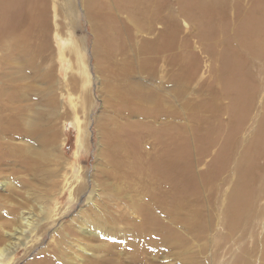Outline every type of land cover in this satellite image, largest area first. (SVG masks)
<instances>
[{
	"label": "bare ground",
	"instance_id": "bare-ground-1",
	"mask_svg": "<svg viewBox=\"0 0 264 264\" xmlns=\"http://www.w3.org/2000/svg\"><path fill=\"white\" fill-rule=\"evenodd\" d=\"M114 1L120 7V11L125 12L126 4L133 0ZM212 1L215 0H179L183 9L187 5H202V13L198 15H208L205 13L206 11H214L219 6L226 16L225 19L230 12L236 17L233 30L227 22L222 24L223 35L228 33H232V35L222 38L223 45L226 44L224 48L222 46L224 49L223 65L218 72V78H215L221 80L220 91L215 96L212 94V99L205 98L207 93L205 91H208L209 97L212 89L206 86L205 81L200 78L199 60L196 57L198 54L191 56L190 62L185 68L187 69L185 79L174 78L171 85L172 93L166 94L167 96L163 93L165 97L161 94L162 97L159 100L155 97L156 92V94L147 97L146 94L142 95L139 90L134 92V88L130 92L120 85L117 89H112L110 93L116 102L120 101L122 104L128 100L133 102L147 98L145 100L163 110L162 117L164 119L169 118L172 122L165 121L164 127L162 126L163 130L154 129L150 123L145 127V124L140 121L130 123L128 120L129 123L127 121L125 124H119L114 119L115 117L113 119H109L111 118L109 117L98 125L104 144L100 161H104L103 165L106 169L111 168L112 170L111 173L106 174L107 177L128 182L138 178L136 179L138 183L132 181L128 184L126 182L130 188L134 187L133 190L138 195L128 197L129 195L125 194L123 190L109 187L108 183L97 184L104 192L113 188L116 194L122 196V198L114 200L120 203H114L116 214L112 209H108L106 204L100 201L96 203L95 192L90 193L86 203L92 206L90 211L87 210L90 213L80 212L77 219L70 220L73 227L77 225L76 228L65 226L60 229L59 240L56 247L51 250L53 254L44 255L42 259H39L40 264H72L64 244L72 251L81 254L75 253L74 255L73 259L77 264H156L159 262L156 261L158 257L162 258L165 264H173L175 261L183 260L181 255H186L185 262L188 260V264H195L198 254L192 250L193 244L199 250L200 255H207L202 264H221L220 260L229 253L233 258L228 264H264V0H233V4L229 2L230 0H217V2L208 3ZM57 2H53V5L58 6ZM74 4L77 7L79 5V13L87 14L93 25H96L101 19V23H98L96 29L101 34H97L98 39L104 42L106 40L105 24L102 17L96 16L95 11L104 9L106 6L98 0H80L78 5L76 1ZM45 8V0H0V98L13 105L10 106L7 103L4 108L6 112L11 113L10 116L7 114V116H0V122L2 125L4 124V127L1 125L0 129V135H3V138H0V166L12 162L13 164L18 163L24 168L25 174L30 176V180H26L21 186L30 189L28 192L32 193H28V196H31V199L38 204L39 209L43 212L47 207V202H45L46 182L43 178L47 174L44 164L47 163L48 158L50 160L47 151L34 158L18 144L8 147L10 143L5 142V138L29 139L35 135L42 138L41 136L50 126L49 121L55 120L47 119V114H44L38 115L44 121L34 122L35 118L30 121L26 116L31 106L26 107L27 104L26 106L18 104L31 98L30 90L35 91V85L46 84L48 86L55 81L53 74L41 67V61H45L44 45L41 43L47 28ZM54 15L56 14L54 13ZM187 16L186 18L189 19L190 15ZM171 17L173 18V16ZM165 22L168 23L167 26L160 36L157 34L153 44H148L147 41L144 42L145 44H138L139 52L144 53L149 48L150 53H147L155 55L164 48L166 51L168 48L171 50L173 37L171 25L174 22L172 23L171 19H166ZM170 23L172 24L170 25ZM135 27L139 31L143 29L137 24ZM145 31L151 33L152 30ZM175 32L178 31L175 30ZM203 40L207 41L205 47L208 46L209 41H212L210 39ZM35 41L39 42V45L33 44ZM65 43L67 47L68 40L64 41ZM157 46L160 49H157ZM116 49L115 53L121 52L117 46ZM162 52L164 53L165 50ZM107 54L106 58L110 59L115 55ZM77 59H79L78 71L84 76L81 83L87 87L90 77L83 62V56L77 53ZM252 66L255 72H251ZM179 75L181 77L182 74ZM116 76L129 78V75L127 76V73L122 69L114 78ZM118 77L117 79H120ZM83 86H81L82 89ZM132 86L129 85V88ZM45 91H49L48 88ZM37 96H42V99L46 98L45 104L48 110L53 112V117L56 119L60 117L57 112V100L51 95V91L45 94L40 90ZM106 100L108 99L106 98ZM177 101H182L180 104L185 102L184 107L181 105L180 111L175 107V104H179ZM166 106H174V111L167 112ZM125 108L122 105L121 111L116 113L115 110L114 113L120 115L127 112L123 115L125 118L134 115L155 119L154 115L150 114V109ZM184 109L186 114L190 112L189 132L181 125L174 124L176 120L184 119ZM149 130L150 133H145L147 136L145 134L142 136L143 132H149ZM83 133V131L79 132L77 137L79 149L82 145ZM37 139L35 141H38ZM51 139H47V137L44 140L41 139L40 142L43 143L40 147L46 150L48 146H55ZM143 142L147 143V146L150 144L148 142H152L157 146V149H154L153 152L149 150L150 153H147L142 149ZM200 165L205 169L198 170ZM12 170L14 171V167ZM1 177H3V172L0 169ZM140 184L143 185L140 186ZM36 187L41 189L37 192L31 191V188L35 190ZM80 187L82 188L81 185ZM0 188L2 192H5L6 188H10L7 179L0 181ZM77 189L80 188L77 187ZM83 190L80 189L77 193H81ZM11 195L10 197H12ZM71 195L73 194L71 193ZM6 198L8 197L6 196ZM75 203L70 205L64 213L75 207ZM121 203L124 207L121 206ZM16 208H14L15 211ZM6 210H9V207ZM45 213L47 214V212ZM18 214H20L18 221L22 228L13 229V226V231L4 232L5 235H2L4 238L6 236V239L11 237L10 240L13 239L14 243L8 241L0 247V264L8 257L10 258L13 251L16 250V245L21 244L18 241L28 230L34 228L35 231L30 216L24 211ZM85 214L87 218L83 217L86 216ZM79 218L81 219L79 220ZM0 220L8 222L2 216H0ZM14 222L13 218L9 220L11 224ZM0 227L3 229L4 225H0ZM177 227L182 232L178 231ZM257 227L263 231L261 237L256 235ZM74 231L81 232L83 235L87 233L85 235L98 239L100 244L96 246L80 244V240L76 237L74 241L70 240L69 242L68 232ZM124 232L127 233L124 234ZM113 233L129 236L118 245V248L124 253L117 254L115 250L117 246L114 248L111 244L106 243L113 238L111 236ZM188 239H191V243H188ZM231 240L238 241L241 245L234 247L233 250V246L227 245ZM1 243L2 240H0ZM174 250L180 255H177ZM92 252L95 254L93 255ZM111 253L114 257L108 256ZM97 254L100 256L96 257Z\"/></svg>",
	"mask_w": 264,
	"mask_h": 264
},
{
	"label": "rangeland",
	"instance_id": "rangeland-1",
	"mask_svg": "<svg viewBox=\"0 0 264 264\" xmlns=\"http://www.w3.org/2000/svg\"><path fill=\"white\" fill-rule=\"evenodd\" d=\"M75 1L78 5L80 0H45V16L47 21V28L46 35L41 42L44 45L43 56L45 57V61H41V67L46 71H50L53 74V78L55 81L53 84H49L48 86H46V84L35 85V91L30 90L31 98H28L29 100L27 101L18 103L22 106H26L27 104L26 107L31 106V108L28 109L26 116L30 121L34 118V122L44 121L38 117V115L44 114H47V119L55 120L53 122L49 121L50 126L49 128H47V131L44 133V135L41 136L42 138H39L36 135L33 137L31 136V138L29 139H20V137L18 139H13L9 136L8 137L10 139L5 138V142L10 143L8 147H14L18 144L20 147L22 146L24 150L28 151V154L30 153L29 155L34 158L38 157L39 154L42 155L43 153H45V151H47V155L50 157V160L48 158L47 163L44 164V167H46L47 169L45 170L47 174L43 177L45 178L44 182H46L45 202H47L46 206L48 207H46L44 211L47 212V214L43 212V210L41 211L39 209L38 204L36 202L34 203V201L31 199V196H28V193H32L28 192L30 191V189L23 188V186H21L25 183L26 180H30V176L25 174L24 168H22L21 165H18V163H14V165L12 162H8L5 163V165L0 166V169L3 172V177H1L2 179L0 178V181L7 179L10 183V188H6L5 192H2L0 188V199L2 198L0 200V211L4 209L0 212V216H2L4 220L8 221L3 222L2 220H0L2 221L0 222V225H4L3 229L2 227H0V240H2L0 247H2L5 243H8V241L11 242L13 240H10L11 237L9 239H6L5 236L4 238V236H2L5 235L4 232H10L13 231V229H18L21 227L20 222L18 221V215L20 214L18 213H21L23 211L26 212L32 220L33 227H35V231L33 230L34 228H32L21 237L22 239L20 238L21 241L19 240L18 242L21 244L16 245V250H14L10 255V258L8 257L6 260H4L2 264H40L39 259H42L44 255L53 254L51 250L56 247V243L59 240L58 233L60 229L65 226L73 227V223L70 224V220L72 218L77 219L80 212L88 214L90 213L89 211L92 209V206L86 204L87 198L90 193L95 192L94 200H96V203L100 201L101 203L106 204V207H108V209H112L113 211L115 210V207H113L114 203L120 204L119 202H115L114 200H118L117 198H122L121 195L115 193L113 188L123 190L125 194L129 195L128 197L135 194L138 195L133 190L134 187L130 188V185L128 186V184L132 181L133 183H138V180H136L138 178L130 180L128 182L125 180H117L114 178L111 179L110 177H107L106 174L108 172L111 173L112 170L111 168L106 169V167L103 165L104 161H100L102 159L104 144L102 141L103 138L101 136V132L98 129V125L103 123L109 117H111L109 119H113L115 117L114 119H116L119 124H125L128 120H130V123H133L132 121H140L142 124H145V127H147V125L150 123V126L154 129L157 128L159 130H163L162 128L164 127L165 121L172 122V120L169 118L164 119L162 117L163 110L156 108L155 104L149 103L147 100H145L147 98L143 99L142 101L137 100L133 102L128 100V102H122V104H120V101L116 102V100L112 99L113 97L110 93L112 89H117L120 85V87L124 86L123 88H125V90L128 89L130 92V90L134 88V92H137L139 90L142 95L146 94L147 97L157 93L158 95L156 94L155 97H157L159 100V98L162 97L161 94L163 95V93H165L166 95L172 93L173 89L171 85L174 78L177 77L185 79V73L187 71V69L185 68L189 64L191 56H196L197 54L198 55L196 57L199 60V66H202L201 69L199 67L200 78L205 81L206 86L212 89L209 97L208 91H205L207 92L205 94V98L207 100L209 98L212 99L213 96H215V94L220 91L219 88H221L222 85L221 80L219 81L215 78H218V72L222 67L221 65H223V48L226 46V44L223 45L222 38L224 39L232 35V33L223 35L224 30L222 28V24L223 22H227L229 25H231L232 30L234 24H236V17L232 15L231 12L228 14L227 19H225L226 16L222 13L218 6L217 9L210 12H207L205 9V13H207L208 15H198L199 13H202V5L193 4V8L191 5H187V7L183 9V6L181 2H179V0H133L129 1L126 4L128 9L126 8L125 12H121L120 7H118L114 0H98L102 5L106 6V8L104 9L95 11L96 16L102 17L105 24L104 33L106 36V40L102 42L98 39L97 35L98 33L100 34V31L96 29L98 23H101V19H99L96 25H93V22L88 19L87 14L83 15L79 13L80 7L79 5L77 7L74 4ZM53 2H57L58 6L53 5ZM214 2H217V0L208 3ZM229 2L233 4V0H230ZM199 3L205 4L207 2ZM184 10L189 11L185 12ZM54 13L56 15H54ZM184 14L190 15L191 17L189 16L188 19L186 18L187 15L185 16ZM171 16H173V18ZM166 19H171L172 23L174 22L173 25H171L172 23H170L173 33V37L171 40V50L168 48V51H166V48H164L162 50H165L164 53L162 51L160 52L159 50L155 55L148 54L150 53V50L148 51L149 48H147L146 52L144 53L139 52L140 47L138 44H145L146 41L148 44H153V41H155L157 38V34H159L160 36V33H162L164 31V28L167 26L166 24H168L167 22H165ZM136 24L141 26V29L143 28L142 31H139L135 27ZM174 24H176L177 26ZM173 29L178 32H175V30ZM145 30L152 31L150 33L146 32ZM203 39H210L212 41H209L208 46L205 47L204 45H206L207 41ZM66 40H68L69 42L67 47L66 43L64 44V41ZM33 44L39 45V42L35 41L33 42ZM118 44L120 45V47ZM157 45L159 46L160 44ZM116 46L118 47V49L120 48L119 50H121L120 53L122 54L115 53L117 51ZM122 46H124L125 48H122ZM158 46L157 49H160L158 48ZM77 53H80L81 56H83V62L86 66L87 74L89 73L90 78L87 87L83 86L81 83L84 76H82L78 71L79 59H77ZM107 53H112L115 55L110 59L106 58L108 56ZM120 69L124 70L125 73H127V76L129 75V78L127 77L126 79L123 76H116V78H114L116 74H119ZM252 71L255 72L253 66L251 67V72ZM180 73L182 74L181 77L179 75ZM208 76L210 79L208 78ZM117 77L120 79H117ZM127 84L133 86L129 88V85ZM81 86H83L84 88L82 89ZM46 88H48L49 91L46 92ZM40 90L44 91L45 94H48L51 91V95L57 100V112L59 113V118L56 119L55 117H53V112L51 110H48L45 104L46 98L42 99V96H37ZM212 94L214 95L211 96ZM165 95H163V97H165ZM106 98L110 100L108 101L106 100ZM188 98L194 99L195 97ZM2 100L3 99L0 98V116H10L11 113L6 112V109L4 108H6L7 103L10 106L13 105H11V103H9L7 100ZM177 102L179 104H175V107L179 108L180 111L181 105L182 107H184L183 105L185 104V102L183 101L184 104H180V102L182 101ZM122 105L126 107L125 109H150V114L152 116L154 115L153 117L155 119H153L152 117L148 118L134 115L125 118L123 115L127 112H123L120 115H117L116 113L121 111L120 107ZM115 110L116 113H114ZM172 110L174 111V106H166L167 112H173ZM186 110L188 109L186 108ZM186 110L184 109L183 112L185 114L183 117L184 119L176 120L174 124L181 125L189 132L190 112H187L186 114ZM185 120H187L188 122ZM1 125L2 122H0V129L2 128V126L4 127V124L2 126ZM81 131L84 132V136L83 139L81 138L82 145L79 149L77 137L79 135V132ZM150 132V130L149 132H143L142 136L143 134ZM145 136L147 135L145 134ZM45 137H47V139L52 138L51 140H53L55 145L53 146L54 148L48 146V149L44 150L40 147V145H42L43 143L40 142V140H44ZM0 138H3V135H0ZM36 139L38 141H35ZM173 143L175 144L174 141ZM148 144L150 145H148L149 147L147 146V143L143 142L144 146H142V149L146 150L147 153H150V151L153 152L154 149H157V146L152 144V142H148ZM13 167L14 171L12 170ZM201 169L205 168L200 165L198 167V170ZM100 182L101 184L108 183L110 184L109 187L113 188L109 189L108 192H104L99 186L101 185ZM126 182L128 184H126ZM80 185L82 186V188L80 187ZM141 185L143 184H140V186ZM77 187L84 190L81 193H77L78 190H80L77 189ZM11 189L13 192L11 191ZM39 189L41 188L36 187L35 190H32L31 188V191L37 192V190ZM71 193L73 195H71ZM5 195L8 198H6ZM10 195L13 198L10 197ZM74 203L77 206L75 205V207H73L69 212L64 213L69 208V206ZM8 207L9 210H6ZM13 207H17L16 211ZM122 207H124V205ZM62 213L64 214L62 215ZM114 213L116 214V211H114ZM83 217L87 218V215ZM11 218L15 220L13 224L9 223V220H11ZM80 219L81 218H79V220ZM13 226L14 228L12 229ZM76 226L77 225H74L75 228ZM177 229L178 231L182 232V230H180L178 227ZM219 229L221 230V228ZM261 231V228H256V235L258 237L262 236L263 231ZM125 233L127 232H124V234ZM68 234L70 235L68 238L69 242L70 240L74 241L76 237V239L80 240V244H85L87 246H96L100 244V241L98 239L90 238L88 235H85L87 233L83 235L81 232L74 231L72 233L68 232ZM111 236L113 238L110 241H106V243L111 244L114 248L115 246H117V249H115L117 251V254L124 253L120 248H118V245L123 242L124 238L129 236H123L120 233H113ZM206 242L209 243V241L207 240ZM231 242L227 245L233 246V250L234 247L236 248L241 245V243H239L238 241L235 242L231 240ZM11 243H14V241H12ZM188 243H191V239H188ZM193 245L194 246L192 250L200 256L199 257L198 255H196V259L198 260L195 259V264H202V261L206 259L205 257L207 255H200L199 250L195 247V244ZM64 247L68 250V257L70 262L72 264H77L73 258L75 253L78 252L72 251V249L67 248L65 244ZM174 252L176 253L175 250ZM94 254L95 253H93V255ZM176 254L180 255L179 253ZM99 256L100 255L96 257ZM108 256L114 257L112 253ZM232 258L233 256H231V253H229L225 256L224 259L220 260L222 262L221 264H228L232 260ZM181 259L183 260L175 261L173 262V264H188V260L187 262H185L186 255H181ZM156 261H159V264H165L163 263V259L160 257H158Z\"/></svg>",
	"mask_w": 264,
	"mask_h": 264
}]
</instances>
